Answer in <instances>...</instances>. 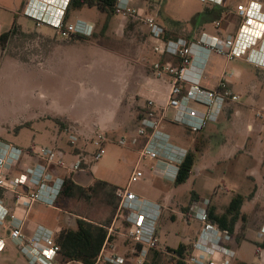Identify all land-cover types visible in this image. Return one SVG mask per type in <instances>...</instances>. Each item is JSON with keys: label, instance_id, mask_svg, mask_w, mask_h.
<instances>
[{"label": "rangeland", "instance_id": "obj_1", "mask_svg": "<svg viewBox=\"0 0 264 264\" xmlns=\"http://www.w3.org/2000/svg\"><path fill=\"white\" fill-rule=\"evenodd\" d=\"M247 1L223 0L217 26L213 15L204 11L207 4L211 8L209 2L158 0L137 3V6L142 18L152 15L165 30L196 42L203 33L221 40L227 36L234 39L242 22L237 6ZM253 1L264 4V0ZM23 4L24 0H0V34L8 31L14 20L24 33L11 35L0 47V139L23 149L38 150L46 146L60 150L55 144L57 136L66 145L68 135L74 134L80 139L79 146L85 145V149L92 151L89 142L99 134H82L83 128L66 118L80 121L88 128L93 123H111L109 117L115 114V103L128 79L131 62H137L139 68L151 74V64L159 60L152 51L148 29L142 20L115 14L106 30L100 32L106 21L105 13L94 6H82L70 10L68 17L71 22L82 18L93 23L94 35L88 42L75 37L63 38L48 26L36 27L23 15ZM261 45L256 43L252 48L264 53ZM213 59L218 61L216 66L223 65L219 55L213 53ZM233 67L244 69L237 76L240 77L237 84L231 86L228 82L240 100L226 105L218 121L213 123L217 124L214 129L203 128L192 133L167 120L170 113L163 121L173 141L194 153L191 177L184 184L174 186L160 175H152L149 162H145L141 167L144 177L128 186L129 191L142 199H167L165 203H172L171 210L175 211L168 208L161 215L159 249L162 252L149 253L146 264H168L166 247H177L189 237L187 243L191 244V234L197 224L189 223L184 215L178 216V210L182 211L189 203H213L223 208L235 194L252 197L244 202V219L237 223L233 235L234 246L240 244L235 247L238 258L234 264H254L261 260L259 253H264V239L258 242L256 233L264 223V121L255 115L257 111H264V68H256L243 59L232 61L228 68ZM59 121L66 125V130L61 129ZM19 125L26 126L16 129ZM135 128L133 134L105 133L108 138L105 155L88 164L92 179L126 188L138 155L132 149L135 147L132 138L137 136ZM120 139L125 141L124 145L118 144ZM191 192L195 196L191 197ZM0 194L7 198L6 204L13 203L7 193ZM65 218L60 212L34 204L28 220L33 226L48 221L59 227ZM124 223L122 218L117 219L111 232L113 249L107 248L131 259L135 243L129 239V229ZM0 235L5 238L0 264H29L10 241L6 226H0Z\"/></svg>", "mask_w": 264, "mask_h": 264}, {"label": "built area", "instance_id": "obj_2", "mask_svg": "<svg viewBox=\"0 0 264 264\" xmlns=\"http://www.w3.org/2000/svg\"><path fill=\"white\" fill-rule=\"evenodd\" d=\"M70 1L24 0L22 13L32 20L36 27L48 26L60 37L90 38L94 33L93 23L80 18L68 21L66 11ZM154 1L158 0H116L114 6L116 15L142 20L153 42L154 54L158 57L176 59L177 63L157 60L151 64L152 75L169 84L167 101L160 110L154 107L152 101H147L145 108L136 118L135 133L143 142L117 207V215L127 223L129 239L135 243L134 259L130 261L114 251L105 254L104 245L108 241L106 239L95 264L103 262L144 264L151 251L161 250L156 235L161 207L129 191L128 186L144 177L141 167L145 162H149L148 168L153 174H158L171 182L176 179L188 150L174 142L173 137L164 129L163 121L168 117L167 112L172 111L167 120L195 133L201 131L208 123H216L227 104L240 100V95L229 86L225 75L212 88L201 86L200 73L191 70L195 58L198 57L202 64L209 53L215 52L230 61L244 59L257 68H264L263 54L252 48L256 43L262 44V48L264 46V38L261 37L264 36V13L258 1L251 0L237 6L236 11L242 22L234 39L227 36L221 40L217 36L203 33L196 42H188L183 38H166V30L152 15L142 18L137 3ZM200 1L214 4L222 2ZM256 34L260 38H256ZM259 54L262 57L259 58ZM262 110L257 111L255 116L264 121ZM78 140V136L68 135L71 145H75ZM89 143L92 151L79 152L76 154V160L68 163L60 150L46 146L38 150L23 149L0 139V192L7 193L13 204L23 209L28 210L34 203L55 206L63 189L65 177L56 173L54 169L68 170L70 173L81 171L90 162H96L105 155V145L108 143L105 133L95 136ZM118 144L124 145L125 141L120 139ZM31 160L33 162L27 163ZM2 203L0 199V226H4L9 217V237L26 257L27 262L58 264L60 248L53 231L37 226L29 236H26L23 233L22 220L13 214L9 215ZM208 205L209 203H192L189 206L187 216L198 221L201 228L192 242L186 260L189 264H233L236 259L232 247L233 236L228 230L221 229L208 220ZM106 229L109 237L112 228ZM258 236L264 239V223L258 230ZM4 245L5 241L0 236V252ZM138 246L140 248H137ZM259 255L260 262L254 264H264L263 254Z\"/></svg>", "mask_w": 264, "mask_h": 264}, {"label": "crops", "instance_id": "obj_3", "mask_svg": "<svg viewBox=\"0 0 264 264\" xmlns=\"http://www.w3.org/2000/svg\"><path fill=\"white\" fill-rule=\"evenodd\" d=\"M222 3H223V0H222V2L220 4L209 3V4H212L211 8L207 7L208 4L204 8V9H210L211 10L208 14L213 15V19H214L213 22H215V23L218 22L217 19L221 15V14L218 15L215 12V10L218 7H220L222 12H223V7L221 5ZM263 7H264V4L262 5V8ZM262 13H264V11H262ZM67 19H68V21H70L71 17L69 18L67 16ZM75 19H77V18H75ZM80 19H82V18H80ZM159 24L161 25V23H159ZM209 36H213V35H209ZM167 38L177 39V38H182V37L169 36ZM263 38H264V36H263ZM183 39H185V38H183ZM185 40H187V39H185ZM85 41L88 42V40H85ZM187 41L188 42H193V41H190V40H187ZM213 53H215V52L209 53L202 64H200V59L198 57L195 58L194 67H192L191 70L193 72L196 71V72L200 73V75H201L200 85L205 87V88H212V87H214L217 84V82L221 79V77L223 75H225V78L228 80V82L231 84V86L232 85L234 86L235 84H237L236 81H238L239 78H240V77H237V76L242 75V73H243L242 71H244V69L242 70L241 68H238V67H233V68H228V67H229V64L232 61H236V60L240 61V59H235V60L230 61V60L226 59L223 55L215 53V54L219 55L222 60H224L222 62L223 65L221 67H218V66H216V65H218L216 63L218 61L216 59H215L216 62L214 61V59L212 60ZM160 59L162 61L169 60L171 62L177 63L176 59H170V58H166V57H159V60ZM131 63L132 64H130V67L128 69L129 70L128 79L123 83L122 89H121V93L118 96L117 101L115 103L116 104L115 114L114 115H110V117H109V121H111L110 124L108 123V121H107V123L106 122H104V123H93L91 128H88L87 126L85 127V125H83V123H81L80 121H76V120L72 121V120L67 119V118H66V120H68L69 122L74 123V124H76V123L79 124L83 128L82 134L86 133V134H90L91 135V134H95V133H97V134L109 133V134H114L115 135V133L118 132V131H121V132H124V133H128V134L129 133L133 134V131H134V128H135V123H136V118H137L138 114L140 112H142L143 109L145 108L147 101H152L154 103V107L157 110L162 109L165 106V103L167 101L168 92H169V84L167 82H165V81L156 79L152 75V73L149 74L143 67L139 68L138 65H140V64H136L137 62H135V63L131 62ZM214 66L216 68H213ZM200 68H201V70H199ZM150 76L153 79L150 78ZM233 91L235 92V90H233ZM168 113L172 114V111H168L167 114ZM59 122H58V124H59V126H61V129L62 130H66V128H67L66 125L63 122H60V123H62V125H61ZM216 125L217 124L208 123V124L205 125L204 130H206V131L207 130H212V129L215 128ZM22 126H26V125H19L16 128H18V127L20 128ZM163 127L165 129L164 123H163ZM169 134L171 135V133H169ZM78 139H79V137H78ZM79 140H78V142H79ZM132 140H133L132 143L135 146L132 149H134V151L138 154V150L141 147L143 141H142L141 138H139L137 136L132 138ZM66 142H68V143L65 145L64 141L58 139V136H57V139L55 140V144L60 146L59 149H60V151L63 152L64 157L66 158L68 163H70L72 161H75L76 160V154H78L79 152H84L85 150H88V149H85V145L82 146V147L79 146L77 144L78 142L76 143L77 145L76 144L75 145H71L69 143V141H68V137H67ZM178 145H181V144H178ZM181 146H183V145H181ZM183 147H185V146H183ZM137 157H138V155H137ZM136 161H137V158H136ZM136 161H135V163H136ZM31 162H33V161L32 160L31 161H27V163H31ZM54 171L56 173L60 174V175H63L65 178H70L75 183H77V184H79V185H81L83 187H87L89 185H92V183L94 181H96V180L91 178V174H90V172L88 170V166H86V168L84 170L76 171V172H73V173H70L68 170H62V169H54ZM152 175H153V173H152ZM190 177H191V175H190ZM166 181H169V180H166ZM169 182L173 184V182H171V181H169ZM107 183L118 187L113 182H107ZM0 199H2V202H3L2 205L5 208H7L8 212H9V215L13 214L15 217H17V218L22 220L23 233L26 236H29L32 233V231L37 226H43V227H45V228H47L49 230H52L55 236L64 227L65 228H70V229H75L76 228L75 219L78 216H76L74 214H71V213L65 211L64 209L58 208L57 206L49 207V206L43 205L42 203H34V204H39V205H41V206H43L45 208H48L50 210H55V211L60 212L61 214L65 215L66 218H65L64 222L62 223V225L57 227V226L50 225L48 221H44L43 223L42 222L41 223H37L35 226H33L34 225L33 222L30 223L28 219H29L30 211H31V209H32L34 204L27 210V209H23L22 207H17L13 203H10L11 202L10 199H9V203L11 205L6 204V203H8L7 200H6L7 198L4 199L1 194H0ZM143 199L148 201V202H152L154 204H158L161 207L162 210H161L160 217H161L162 214L164 216V212L168 208H170L171 212H175V211L171 210L172 209L171 207H172L173 204L172 203H165L167 201V199L165 200V198L162 199L161 201L150 200V199H147V198H143ZM191 204L192 203L188 204V209H189V206ZM211 204H213V203H211ZM213 205L216 207L215 204H213ZM226 206H227V204H225V206L223 208H217L216 207V211L218 213H221V212L224 211ZM188 209H187V211H183V210L179 211L178 210L179 212L177 211L176 213H178V216H183V215L186 216V218L189 220V223L191 221H193V222H195L197 224L196 231L191 234V237H193V240H192V242H193L196 239V237H197V234H198V232H199V230L201 228V224L198 221L193 220L192 218L187 216ZM241 211L243 213V208H241ZM118 218H120V217H119V215H117V208H116L114 217L112 219L113 221L111 222L110 226L106 227V228H112L113 229V226H114V224H115V222L117 221ZM8 223H9V217L7 218V221L4 224V226H6L7 229H8ZM124 224H126V226H127V223H124ZM166 234L168 235V231L166 232ZM109 235H110L109 236L110 239L104 245L105 254L113 252V250H110V249L107 248V247H109V248L112 247L111 249H113V245H114V244H112V240L114 238L111 237L113 235H111V234H109ZM156 235H157V239H158V242H159V245H160L161 232L159 230V222H158V228H157V234ZM1 237L5 241V238L3 236H1ZM9 239H10V237H9ZM189 239H190V237L187 239V242H189ZM256 240L258 242L262 241V238H260L258 236V232L256 233ZM10 241H12V240L10 239ZM187 242H179V243L190 244V243H187ZM192 242H191V246H192ZM242 242L243 241H241V243ZM12 243H13V241H12ZM239 243L240 242H238V244ZM234 245L235 244H232V247L235 250V247H238L240 244L238 246H234ZM166 246H169V245H166ZM4 247H5V245H4ZM4 247H3V249H4ZM170 248H175V247H171L170 246ZM3 249H2V251H3ZM235 253H236V258H238L236 250H235ZM117 254H120V253H117ZM262 254H264V253H262ZM120 255L124 256V254H120ZM259 258H261V257L259 256ZM133 259H134V257L132 256L130 261H133ZM238 260H240V259H238ZM68 263H70V262H67V263L60 262V256L58 257V264H68Z\"/></svg>", "mask_w": 264, "mask_h": 264}, {"label": "trees", "instance_id": "obj_4", "mask_svg": "<svg viewBox=\"0 0 264 264\" xmlns=\"http://www.w3.org/2000/svg\"><path fill=\"white\" fill-rule=\"evenodd\" d=\"M115 3L116 0H71L67 7L66 15L68 16L69 11L72 9H78L82 6H94L105 13L106 16V21L100 31L102 32L106 30L108 21L115 15ZM204 11L209 13L211 10L205 9ZM215 12L220 15L222 10L218 7ZM16 33L24 34L14 20L11 28L0 34V47L4 46L11 35ZM169 36L176 37L173 33L165 31V37ZM76 38L90 39L84 37ZM60 124L62 125V123ZM194 163L195 155L191 150H188L173 182L174 186L181 185L189 179ZM86 191L89 193H86ZM122 192L123 189L101 180H96L92 185L83 187L70 178H65L63 189L55 202V206L78 217L75 219V229L63 228L55 236V241L60 248L58 255V257L60 256V262L95 264L106 239H110V237H107L106 227H109L112 222ZM192 196H195L193 192H191ZM251 197V194L247 197L241 194L233 195L221 213H218L216 207L210 203L208 205V220L219 228L228 230L233 236L237 223L244 219L241 208L244 202ZM187 209L188 205L182 210L187 211ZM235 239L237 240V237ZM137 248L140 247L138 246ZM190 250L191 244L184 243H179L175 248L166 247L165 254L168 256V264H189L186 259ZM151 252L159 254L162 251L153 250ZM101 264L109 263L103 262ZM144 264H146V261Z\"/></svg>", "mask_w": 264, "mask_h": 264}, {"label": "flooded vegetation", "instance_id": "obj_5", "mask_svg": "<svg viewBox=\"0 0 264 264\" xmlns=\"http://www.w3.org/2000/svg\"><path fill=\"white\" fill-rule=\"evenodd\" d=\"M249 1H250V0H249ZM249 1H247L246 3H248ZM262 5H263V4L260 3V8H261V11H264V7L262 8ZM217 23H218V25H219V22H217ZM243 60H244V59H243ZM244 62L247 63L245 60H244ZM254 67H255V66H254ZM256 68H257V67H256Z\"/></svg>", "mask_w": 264, "mask_h": 264}, {"label": "bare ground", "instance_id": "obj_6", "mask_svg": "<svg viewBox=\"0 0 264 264\" xmlns=\"http://www.w3.org/2000/svg\"><path fill=\"white\" fill-rule=\"evenodd\" d=\"M258 34L255 35L256 38H260L259 35L257 36ZM261 37H263V35H261ZM264 48V47H263ZM260 54H263V59H264V53H261ZM259 54V58L262 57L261 55ZM263 61V60H262Z\"/></svg>", "mask_w": 264, "mask_h": 264}]
</instances>
